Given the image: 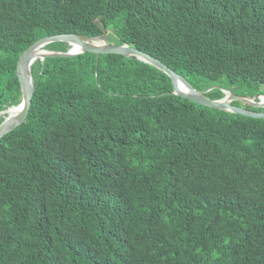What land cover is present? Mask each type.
Here are the masks:
<instances>
[{
  "label": "trees",
  "instance_id": "16d2710c",
  "mask_svg": "<svg viewBox=\"0 0 264 264\" xmlns=\"http://www.w3.org/2000/svg\"><path fill=\"white\" fill-rule=\"evenodd\" d=\"M104 30L199 91L264 95V0H0V124L30 45ZM32 75L27 121L0 139V264H264V119L173 95L122 55Z\"/></svg>",
  "mask_w": 264,
  "mask_h": 264
},
{
  "label": "water",
  "instance_id": "95a60500",
  "mask_svg": "<svg viewBox=\"0 0 264 264\" xmlns=\"http://www.w3.org/2000/svg\"><path fill=\"white\" fill-rule=\"evenodd\" d=\"M95 22H97V20ZM108 34L106 30H104L102 35L95 37H86L74 33L60 34L41 38L30 45L19 57L16 68L22 92V101L18 106L11 107L7 111L1 113L7 114V116L0 124V139L13 132L27 121L35 92L32 66L36 61L40 60L43 62L47 58H74L85 53L96 54L98 57L100 55L115 54L134 58L138 61L150 64L168 75L173 84V95L211 109L226 111L255 119H264V112H257L232 104L238 101L253 108L263 109L264 95L248 98L236 95L229 90H223L225 94L223 98L217 100L210 99L207 93L213 89L212 87L203 92L199 91L184 76L176 73L160 59L127 44L120 46L109 44ZM58 42L68 43L72 48L67 52L54 51L46 48L48 45ZM16 109H19V111L14 112Z\"/></svg>",
  "mask_w": 264,
  "mask_h": 264
},
{
  "label": "flooded vegetation",
  "instance_id": "af4514ba",
  "mask_svg": "<svg viewBox=\"0 0 264 264\" xmlns=\"http://www.w3.org/2000/svg\"><path fill=\"white\" fill-rule=\"evenodd\" d=\"M212 90H215V89H220V90H227V89H224L223 87H221V86H219V85H215V86H212ZM211 90V91H212ZM229 91H231V90H229ZM232 92V91H231ZM232 93H234V94H236V95H240V96H243V97H248V98H253V97H250L249 95H246V94H241V93H237V92H232ZM233 105H235V106H237V107H242V108H245V109H249L248 108V105H246V104H243V103H241V102H238V101H235V102H233L232 103ZM249 107H251V106H249ZM250 110H252V109H250Z\"/></svg>",
  "mask_w": 264,
  "mask_h": 264
},
{
  "label": "bare ground",
  "instance_id": "6f19581e",
  "mask_svg": "<svg viewBox=\"0 0 264 264\" xmlns=\"http://www.w3.org/2000/svg\"><path fill=\"white\" fill-rule=\"evenodd\" d=\"M19 111V109H16L14 112H18Z\"/></svg>",
  "mask_w": 264,
  "mask_h": 264
}]
</instances>
